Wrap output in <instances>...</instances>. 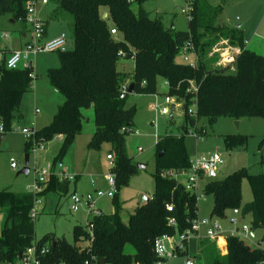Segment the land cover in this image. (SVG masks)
I'll return each instance as SVG.
<instances>
[{
  "label": "trees",
  "instance_id": "1",
  "mask_svg": "<svg viewBox=\"0 0 264 264\" xmlns=\"http://www.w3.org/2000/svg\"><path fill=\"white\" fill-rule=\"evenodd\" d=\"M28 1L0 0V14H10L27 25ZM145 1L148 0H49L51 9L45 27L53 20L62 19L61 13L69 14L73 47L59 52L60 67L47 71L51 85L65 99L51 122L25 143L26 154H30L35 143H47L55 136H62L59 153L52 164L56 167L82 131L84 110L94 107L96 131L91 143L96 147L103 141L111 143L115 153L112 171L117 176L118 192L112 198L113 211L93 218V237L90 239L85 226L77 223L74 241L70 242L55 233L37 238V218L31 216L33 192L0 190V212L5 215L0 228V264H15L34 243L38 248L50 249L40 256L41 264H103V260L105 264H156L155 240L190 228L191 220L199 211L197 196L186 190V178L181 179L191 166L187 135L194 131L202 137L206 133L205 126L198 127L201 118H208L209 123L214 124L222 116L264 117V55L248 48L242 29L217 23L223 10L221 5L213 6L209 0H193L188 29L176 30L166 27L162 18H152L142 6ZM134 3L137 11L133 9ZM113 27L117 34H112ZM188 41L195 46L196 68L177 60L181 56L180 49ZM223 41L241 51L229 65L218 63L219 52L211 54ZM122 58L134 60L131 73L120 70ZM36 77L32 64L23 69H10L3 59L0 118L5 134L11 130L15 119L23 117L19 111L22 100ZM159 78L167 82V94L183 104L185 124L180 135L166 134L158 138L154 193L146 201L138 202L125 220V201L120 192L129 185L130 175L140 169L126 150V135L135 130L137 107H127L129 93L121 98V91L124 85L133 84L135 94H157ZM191 81L196 84L197 92L189 90ZM193 100L197 101L195 115L189 112ZM225 142L233 148L243 145L245 138L226 135ZM261 146H264V137ZM77 177L60 180L53 174L38 196L41 198L49 191L66 196ZM244 178L249 180L253 199L241 206ZM202 183L206 197L214 200L212 218H225L229 211L234 213L239 209L238 214L252 218L251 228L254 233L262 232L261 242L264 243V173L252 174L244 167L223 179L205 178ZM167 204L173 209L169 210ZM173 217L177 226L169 224ZM245 239L228 234L226 253H222L216 242L203 239L196 253L191 255L189 246V250L180 255L194 257L196 264H264V248L250 245Z\"/></svg>",
  "mask_w": 264,
  "mask_h": 264
},
{
  "label": "rangeland",
  "instance_id": "2",
  "mask_svg": "<svg viewBox=\"0 0 264 264\" xmlns=\"http://www.w3.org/2000/svg\"><path fill=\"white\" fill-rule=\"evenodd\" d=\"M209 2L213 6L221 5L223 8L217 18V23L242 29L245 39L249 43L247 44L249 49L264 55V0H209ZM142 6L152 18H162L166 27L174 25L176 30L188 29V16L184 11L185 2L181 0H148ZM137 8V4L134 3L133 9L137 11ZM61 18L59 21H54L52 26L59 28V31L66 32L69 48H72V17L63 12ZM52 26L49 28L50 32L53 31ZM29 28L24 22L13 19L10 14H0V65L4 59V54L8 53L9 49H20L24 41L29 40L31 36ZM24 30L28 32L27 38L23 36ZM2 33H6L8 38H2ZM226 44L225 41L221 42L211 54L218 53L220 50L222 57L223 54L238 51L237 47L229 48ZM30 60L34 75L37 77L32 82L31 90L26 92L23 97L19 111L24 116L14 120L11 130L0 143V190L30 191L36 178V170H42L53 164L62 143L61 137L55 136L52 140L47 141L44 149L31 150L30 173L18 174L25 162V143L28 141L21 128L30 126L33 121L36 122V128H42L49 124L58 106L65 99L64 95L51 85L47 75L49 68L60 67V53L57 51L40 52L36 55L32 54ZM177 60L184 62L182 56H178ZM119 63L120 70L125 67L124 71H133V59L122 58ZM18 68H25L24 63L21 62ZM158 87L159 93L157 94L129 93L126 100L127 107L133 105L137 107L134 120L135 131L126 135V150L129 156L133 157L136 166L138 163H142L146 167L132 173L129 178V185L123 187L120 192L121 199L125 201L123 209L125 220L128 219L129 213L134 211L137 203L141 202L143 195L151 197L154 193L153 174L156 169L158 138L166 134L180 135L185 124L182 103L173 115H171L172 111L168 115L161 114L160 109L165 105V97L168 91L164 79L159 78ZM36 108L41 110L39 115H35ZM202 126L206 128V133L202 137H197L192 133L187 135V150L191 158L198 154L208 155L218 151L224 159V163L219 169L218 179H223L244 167L248 168L252 174L264 173V146H261V140L264 137V117L243 116L236 119L231 116H222L214 124H210L208 118H201L198 127ZM95 131L94 107H91L84 110L82 131L62 157V163L67 169V174L80 178L76 185L78 191L90 189L93 185L92 181L102 185L104 175L110 170L107 155L112 152L111 143L103 141L98 147L93 146L91 142L95 136ZM226 135L242 136L245 138V143L230 148L225 142ZM13 160L18 164L17 169L11 166ZM56 172L61 173V170L57 168ZM185 178L184 175L181 179L184 180ZM74 189L75 182L72 181L70 192L66 196H60L55 191H49L41 197L40 213L36 221L37 238H41L47 233H55L57 236L66 237L68 241L73 242L75 225L77 223L83 226L87 225L89 217L87 206L82 204L78 211L71 209V194ZM252 199L249 180L244 178L241 206L251 202ZM112 200V198L103 197L98 201V206L101 207L103 213L113 211ZM213 206L214 200L211 196L199 201V215L211 217ZM4 218V213L0 212V228L4 223ZM217 219L226 232H229L230 228L238 227L242 230L244 226L250 227L252 225L250 216L236 215L233 210L229 211L225 218ZM255 235V237L245 239V241L250 245L263 246L264 243L261 242L262 232L258 230ZM78 244L83 245V242L78 241ZM198 244V240L191 239V255L197 252ZM226 251L224 249L225 253ZM185 260V256H178L170 259L167 264H185Z\"/></svg>",
  "mask_w": 264,
  "mask_h": 264
},
{
  "label": "built area",
  "instance_id": "3",
  "mask_svg": "<svg viewBox=\"0 0 264 264\" xmlns=\"http://www.w3.org/2000/svg\"><path fill=\"white\" fill-rule=\"evenodd\" d=\"M185 2L184 11L189 16L193 10V0H181ZM49 0H29L26 4L27 15L26 24L30 31V38L25 43V45L20 49L13 50L10 55L6 58V66L10 69L18 68L21 62L24 63L25 67L31 65L30 57L31 55H36L40 52H62L67 51L69 48V42L66 32H62L57 37L49 40H44V35L46 33L45 23L40 16L39 8L41 5H46ZM112 34H117V29H111ZM3 37H7L6 33L2 34ZM247 43V41H246ZM229 48H233L228 46ZM241 52L238 48L237 52L226 53L221 57L219 64L229 65L235 62L237 54ZM180 54L183 57V61L189 64L191 67L196 68L198 63L197 53L195 51V46L192 41H188L181 49ZM166 87H168L167 82H164ZM189 90L197 92L198 88L196 84L191 81V87ZM129 93V86L124 85L121 91V98H124L126 94ZM175 104V110L179 108L181 102H177L176 98L172 95L167 94L165 97V105L161 107L160 111L163 115H168L172 111V105ZM40 112L39 108H36L35 113ZM193 115L197 112V101L193 100V104L189 110ZM125 130V129H124ZM22 133L30 141L34 138L37 129L34 127V123L30 126L22 127ZM135 131V130H134ZM6 133L5 125L0 118V141L2 140L4 134ZM193 135L197 136L196 132H191ZM46 142H38L34 144L32 150L37 148L44 149ZM110 162V170L104 175L105 181L107 183L106 188L95 187V181H92L94 189L88 192L75 191L71 194V209L73 211H78L82 204H85L88 208L89 217L87 219V225L85 228L90 233V239L93 237V218L99 216L103 213L102 209L98 206V201L103 197L113 198L118 192L117 176L112 171L115 166V153L110 152L107 155ZM224 159L222 155L216 151L208 155H196L191 158V166L189 170L185 172L186 180L184 182L186 190L197 196L199 201L206 199V195L203 192L202 182L205 178H216L219 174V169H221ZM11 166L15 169L18 168L16 161H12ZM59 168L61 173H57L56 169ZM57 175L60 180L75 178L74 175L67 174V169L62 162H59L56 167L49 165L47 168L42 170H36V178L32 184L30 191L35 195L34 207L31 212L33 218H37L40 211L39 205L41 204L40 197L38 196L44 189L45 184L48 182L51 175ZM169 210L173 209L171 204H167ZM239 209L234 210V214H238ZM169 224L172 226H177V220L173 217L169 219ZM251 226H244L242 230L238 227L230 228L229 232H226L218 219L212 217H201L198 215L191 220V227L183 232H177L176 234L169 235L164 234L155 240L154 251L158 260L156 264H167L170 259L181 256L180 253H184L189 250L191 239H196L201 241L203 239H209L212 242H216L222 253L224 249L227 250V236L228 234L239 235L246 239L252 237ZM253 238V237H252ZM221 240L224 241V245H221ZM258 247L264 248L263 246L256 245ZM50 251L49 247L42 246L38 248L37 243H34L28 247L20 256V258L15 262V264H41L40 256L47 254ZM227 252V251H226ZM185 264H196L194 257L185 256Z\"/></svg>",
  "mask_w": 264,
  "mask_h": 264
},
{
  "label": "crops",
  "instance_id": "4",
  "mask_svg": "<svg viewBox=\"0 0 264 264\" xmlns=\"http://www.w3.org/2000/svg\"><path fill=\"white\" fill-rule=\"evenodd\" d=\"M50 4L48 3V4H46V5H41L40 6V8H39V13H40V16L42 17V19H43V21L45 22L46 20H47V17H48V15H49V12H50ZM54 21H56V20H53V21H51L50 23H49V25L47 24V26L45 27L46 28V33H45V35H44V40H49V39H52V38H54V37H57L58 35H60L62 32H64V31H59L60 29L59 28H55V26H52V24H53V22ZM52 26V28H53V31L52 32H50L49 31V28ZM59 29V30H58ZM58 30V31H57ZM27 31H28V29H27ZM26 30H24L23 31V36L25 37V38H27V35H28V32H27ZM3 34V33H2ZM2 34H1V37L2 38H8V36L7 37H3L2 36ZM27 41H24V43L21 45V47L20 48H22L24 45H25V43H26ZM247 44H249L248 42H247ZM248 46V45H247ZM250 46V45H249ZM249 48V47H248ZM17 49V48H16ZM13 50H15V49H9L8 50V53H6V54H4V59H6L9 55H10V53L13 51ZM124 66H126V65H124ZM123 70H125V67H124V69ZM132 72V71H131ZM130 72V73H131ZM40 109V108H39ZM36 110V109H35ZM41 113V110H40V112L38 113V114H36L35 113V115H39ZM22 115H23V113H22ZM24 116V115H23ZM53 118V117H52ZM32 123H34V127H35V129H41V128H36V122L35 121H33ZM32 123H31V125H32ZM48 125V124H47ZM46 126V125H45ZM6 135V134H5ZM5 135L3 136V138L5 137ZM61 137V141H62V136H60ZM3 138H2V140H3ZM0 143H1V141H0ZM185 175V174H184ZM184 175H182L181 176V178L184 176ZM186 177V176H185ZM79 181H80V178H79V176L77 177V180H76V182H75V189L73 190V191H78V189L76 188V185H77V183H79ZM103 184L102 185H98V184H96V186L95 187H102V188H106L107 187V183H106V181H105V178H103ZM94 189V185H92L91 186V188L90 189H88L87 191H80V192H83V193H85V192H88V191H91V190H93ZM100 207V206H99ZM101 208V207H100Z\"/></svg>",
  "mask_w": 264,
  "mask_h": 264
},
{
  "label": "water",
  "instance_id": "5",
  "mask_svg": "<svg viewBox=\"0 0 264 264\" xmlns=\"http://www.w3.org/2000/svg\"><path fill=\"white\" fill-rule=\"evenodd\" d=\"M107 14H104V17H106ZM172 28H174L175 26L172 25L171 26ZM129 93H134V89H133V84L130 85L129 87ZM175 107L176 105L173 104L172 105V112H171V115H173V113L175 112ZM237 125H239V123L237 122ZM163 155V152L160 153V156ZM138 168L139 169H144L146 167V165L142 164V163H138ZM29 174L30 173V154H26L25 155V162H24V165L23 167L19 170L18 174ZM148 199L147 196L143 195L142 198H141V202H144ZM252 236H255V233L252 232ZM103 264H105V260H103Z\"/></svg>",
  "mask_w": 264,
  "mask_h": 264
},
{
  "label": "bare ground",
  "instance_id": "6",
  "mask_svg": "<svg viewBox=\"0 0 264 264\" xmlns=\"http://www.w3.org/2000/svg\"><path fill=\"white\" fill-rule=\"evenodd\" d=\"M221 245H222V246L224 245V241H223V240H221Z\"/></svg>",
  "mask_w": 264,
  "mask_h": 264
}]
</instances>
